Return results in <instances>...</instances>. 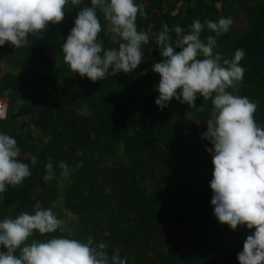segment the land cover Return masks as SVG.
I'll use <instances>...</instances> for the list:
<instances>
[{
  "label": "trees",
  "instance_id": "16d2710c",
  "mask_svg": "<svg viewBox=\"0 0 264 264\" xmlns=\"http://www.w3.org/2000/svg\"><path fill=\"white\" fill-rule=\"evenodd\" d=\"M218 1L136 0L148 14L137 20L138 30L150 37L142 64L95 83L72 72L62 52L78 12L91 0L69 3L63 23L50 25L40 38L30 35L24 47L0 46V96L8 102L0 132L17 140L18 159L32 173L0 194V221L55 202L61 228L37 232L30 240L92 237L106 244L110 260L119 252L128 264H240L238 253L255 229L232 230L214 215L213 154L206 150L214 146L203 139L212 101L198 94L199 111L175 99L161 110L155 103L160 76L152 70L163 59L155 45L162 23L180 25L187 33L195 19L203 24L231 17L226 34L215 36L205 24L201 39L215 37L214 52L222 58L245 50L240 63L246 71L236 94L258 103L256 122L264 126V0H225L235 10L231 14L220 11ZM98 16L105 50L118 49L122 41L103 13ZM150 24L155 34L148 31ZM171 35L175 40V32ZM33 156L39 161L35 166ZM49 157L55 178L46 182ZM60 162L68 165L67 174Z\"/></svg>",
  "mask_w": 264,
  "mask_h": 264
},
{
  "label": "clouds",
  "instance_id": "9594fccd",
  "mask_svg": "<svg viewBox=\"0 0 264 264\" xmlns=\"http://www.w3.org/2000/svg\"><path fill=\"white\" fill-rule=\"evenodd\" d=\"M69 3L77 6L81 0H0V46L10 43L20 48L27 45L30 35L42 37L50 25L64 22ZM98 12L103 13L109 30L122 41L118 49L105 50ZM147 15L144 5L136 0H91V6L78 12L75 26L62 45L64 62L72 72L94 83L109 75L133 72L142 64L143 45L150 39L148 32L137 27L138 17L146 19ZM205 24L220 36L229 31L233 19L221 17L203 24L195 19L187 33L180 25L170 28L162 23L155 45L163 59L152 68L160 76L155 103L162 110L175 99L199 111L202 107H196L198 94L204 100L211 99L213 111L203 139L214 146L206 149L213 154L210 187L214 215L232 230L238 226L254 228L238 260L240 264H264V126L256 122L258 103L236 94L246 71L240 63L246 52L240 48L233 59L222 58L214 52L215 37L209 36L206 42L201 39ZM177 48L181 51L177 52ZM78 114L86 115V111L78 109ZM20 153L17 140L0 132V194L9 186L21 185L32 174L30 165L18 159ZM38 163L33 156L31 166ZM58 167L67 174L66 163L60 162ZM45 171L46 182L55 178L51 157ZM55 207L53 202L49 208H37L34 214L22 212L0 221V248L6 249L0 251V264H128L119 252L110 260L106 244H96L92 237L86 242L63 236L30 240L37 232L46 235L61 228L63 222L52 210Z\"/></svg>",
  "mask_w": 264,
  "mask_h": 264
},
{
  "label": "rangeland",
  "instance_id": "374dc122",
  "mask_svg": "<svg viewBox=\"0 0 264 264\" xmlns=\"http://www.w3.org/2000/svg\"><path fill=\"white\" fill-rule=\"evenodd\" d=\"M217 6L219 7V10L220 11H222L223 13H226V14H228V12L230 13H232L233 11H235V10H229V6L227 5V2L225 1V0H219L218 2H217ZM232 9V8H231ZM230 13V14H231ZM230 14H229V16H230ZM151 25L152 24H150L149 26H148V31H150V33H152V34H155L156 33V31L153 29V28H151ZM215 34V33H214ZM215 36H216V34H215ZM3 70V64H2V62L0 61V72ZM0 98H2V99H4L5 100V102L8 104V102H7V98L6 97H3V96H0ZM183 116L185 117L186 116V111H184L183 112ZM186 243V242H185ZM185 243L183 242V245H185Z\"/></svg>",
  "mask_w": 264,
  "mask_h": 264
},
{
  "label": "built area",
  "instance_id": "2783aa9c",
  "mask_svg": "<svg viewBox=\"0 0 264 264\" xmlns=\"http://www.w3.org/2000/svg\"><path fill=\"white\" fill-rule=\"evenodd\" d=\"M7 114V103L4 99L0 98V118L5 117Z\"/></svg>",
  "mask_w": 264,
  "mask_h": 264
}]
</instances>
